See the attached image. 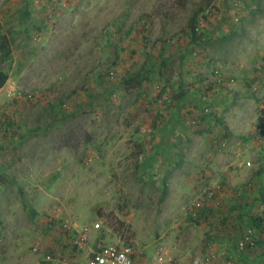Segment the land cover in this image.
Returning <instances> with one entry per match:
<instances>
[{
    "label": "rangeland",
    "instance_id": "obj_1",
    "mask_svg": "<svg viewBox=\"0 0 264 264\" xmlns=\"http://www.w3.org/2000/svg\"><path fill=\"white\" fill-rule=\"evenodd\" d=\"M0 35V264H43L52 211L86 230L79 263L264 264V0H0Z\"/></svg>",
    "mask_w": 264,
    "mask_h": 264
},
{
    "label": "built area",
    "instance_id": "obj_2",
    "mask_svg": "<svg viewBox=\"0 0 264 264\" xmlns=\"http://www.w3.org/2000/svg\"><path fill=\"white\" fill-rule=\"evenodd\" d=\"M212 74L218 84L223 85L224 82H227L218 69H215ZM228 82L232 83V78H229ZM223 190L224 188L220 184L215 185L190 204L188 217L192 224H203L210 220L211 211L218 209L219 201L217 199ZM42 225L43 235L57 238L46 245L41 258L43 264H140L135 250L126 244H106L99 245L94 249L88 248L89 257L86 262L79 263L76 260L77 254H81L87 249L86 230L78 229L75 222L63 218L57 211L49 213L44 218ZM93 227L98 229L99 225L95 224ZM255 247L251 235L244 233L242 237H239L233 249L236 253L242 254ZM32 251H37V248H33ZM228 259L222 264H232ZM211 263L212 257L209 254L205 257V264Z\"/></svg>",
    "mask_w": 264,
    "mask_h": 264
},
{
    "label": "trees",
    "instance_id": "obj_3",
    "mask_svg": "<svg viewBox=\"0 0 264 264\" xmlns=\"http://www.w3.org/2000/svg\"><path fill=\"white\" fill-rule=\"evenodd\" d=\"M190 32L192 37L194 38L196 36V26L193 24L190 25ZM10 55V45L9 41L6 38V36H1L0 35V62L4 60V58L8 57ZM8 79L7 74L0 72V89L4 86ZM190 221V219H189ZM263 220L256 217V218H251L250 220V227L251 229H256L257 231H261V224ZM257 244V241L255 245Z\"/></svg>",
    "mask_w": 264,
    "mask_h": 264
},
{
    "label": "crops",
    "instance_id": "obj_4",
    "mask_svg": "<svg viewBox=\"0 0 264 264\" xmlns=\"http://www.w3.org/2000/svg\"><path fill=\"white\" fill-rule=\"evenodd\" d=\"M75 254V253H74ZM76 255V254H75Z\"/></svg>",
    "mask_w": 264,
    "mask_h": 264
}]
</instances>
